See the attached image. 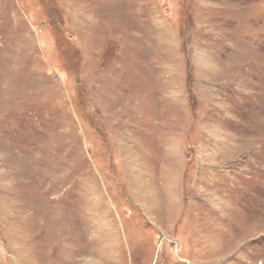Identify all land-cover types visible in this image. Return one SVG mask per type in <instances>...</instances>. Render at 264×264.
<instances>
[{
    "label": "rangeland",
    "instance_id": "obj_1",
    "mask_svg": "<svg viewBox=\"0 0 264 264\" xmlns=\"http://www.w3.org/2000/svg\"><path fill=\"white\" fill-rule=\"evenodd\" d=\"M0 264H264V0H0Z\"/></svg>",
    "mask_w": 264,
    "mask_h": 264
}]
</instances>
